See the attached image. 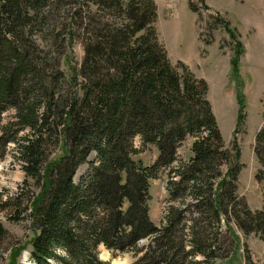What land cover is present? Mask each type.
I'll return each instance as SVG.
<instances>
[{"label": "trees", "instance_id": "obj_1", "mask_svg": "<svg viewBox=\"0 0 264 264\" xmlns=\"http://www.w3.org/2000/svg\"><path fill=\"white\" fill-rule=\"evenodd\" d=\"M190 8L200 15L192 1ZM215 17L209 30L223 26L230 34L238 69L244 48L237 29L218 13ZM157 18L155 0H0V119L13 111L0 128V157L13 144L25 172L23 186L0 210L11 220L31 221L33 264H110L100 258L101 245L141 251L138 244L145 238L152 241L133 264H187L197 254L204 259L193 263L207 264L222 256L217 239L199 242L200 231L192 230L186 249V239L177 235L193 211L217 224L225 219L235 237L234 219L245 234L264 241V201L253 210L238 194L244 164L237 138L226 146L207 81L184 62L172 63ZM76 34L85 54L67 75L62 61ZM238 101L242 125L245 101ZM137 136L141 147L135 146ZM189 136L192 156L175 165ZM149 145L157 147L158 156L146 165L134 155ZM93 153L96 161H89ZM254 153L260 165L256 179L262 182L264 122ZM86 163L91 167L77 182ZM163 169L171 170L167 190L175 203L159 226L150 216V189ZM10 237L0 221V264Z\"/></svg>", "mask_w": 264, "mask_h": 264}, {"label": "rangeland", "instance_id": "obj_2", "mask_svg": "<svg viewBox=\"0 0 264 264\" xmlns=\"http://www.w3.org/2000/svg\"><path fill=\"white\" fill-rule=\"evenodd\" d=\"M158 5L156 27L159 39L166 47L172 63L184 62L199 78H203L209 85L208 99L211 103L218 125L227 147L231 148L237 138L241 148V162L244 164L238 181V194L253 209H260L264 201V181L256 179L260 167L254 153L256 135L264 122V0H205L210 6L204 7L201 0H155ZM192 1L200 10V15L190 8ZM229 20L233 29H237L243 43L244 52L238 62V69L234 65L236 58L235 43L223 26L209 30L210 23H214L216 14ZM213 34V37L211 38ZM71 33L66 37H70ZM211 38V39H210ZM211 41L207 43L206 41ZM84 44L77 34L72 42L67 41L62 68L67 75H71L72 68L81 65L84 57ZM243 95H241V94ZM244 98L246 117L242 125L238 120L239 99ZM13 111L5 112L0 119L1 125L8 122ZM239 128V131H238ZM238 131V133H236ZM1 134V129H0ZM135 146L141 147L140 136L135 138ZM193 137L189 136L178 148V159L188 161L192 156L191 146ZM1 151V150H0ZM13 144L7 146L3 157H0V203L8 196L15 194L24 184L25 172L14 156ZM158 150L154 145L134 155L146 165L155 161ZM89 161H96L93 153ZM91 164H83L76 174V181L81 182L87 175ZM225 171L226 166H222ZM170 169H163L159 178L151 181L150 216L159 226L165 225L167 210L171 201L167 185ZM178 177V176H177ZM175 177V178H177ZM32 182V180H30ZM30 189L37 191L33 184ZM191 202L189 198L186 204ZM1 207V206H0ZM200 213H187L188 221H183L177 235L184 237L186 249L191 245L192 230L200 231V239L206 243H214L221 250L218 256L207 264H246V255L251 257L252 264H262L264 261V241L255 233L245 234L231 220L233 234L229 231L228 223L223 219L220 223ZM0 221L10 231L7 242L9 250L6 252L5 264L24 263L31 261V239L36 234L30 220H11L7 210H0ZM184 229L182 227L184 226ZM219 228V229H218ZM182 229V230H181ZM204 231V232H203ZM152 238L142 239L138 248L141 251L110 252L100 247V257L108 259L110 264H133L146 250V245ZM204 256L197 254L189 257L187 264L203 260ZM192 260V262H190Z\"/></svg>", "mask_w": 264, "mask_h": 264}, {"label": "crops", "instance_id": "obj_3", "mask_svg": "<svg viewBox=\"0 0 264 264\" xmlns=\"http://www.w3.org/2000/svg\"><path fill=\"white\" fill-rule=\"evenodd\" d=\"M169 55V54H168ZM171 60V59H170ZM136 159V158H135Z\"/></svg>", "mask_w": 264, "mask_h": 264}]
</instances>
